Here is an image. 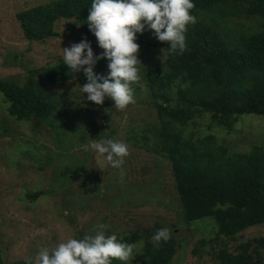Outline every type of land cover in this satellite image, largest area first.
I'll use <instances>...</instances> for the list:
<instances>
[{"label":"trees","instance_id":"16d2710c","mask_svg":"<svg viewBox=\"0 0 264 264\" xmlns=\"http://www.w3.org/2000/svg\"><path fill=\"white\" fill-rule=\"evenodd\" d=\"M17 16L28 40L58 36L55 27L63 19L79 43L69 46L66 59L31 68L22 83L0 78L1 103L7 104L9 116L32 121L37 128L58 113L70 120L71 128L79 121L85 141L98 129L107 131L109 146L118 132L112 112L128 110V98L145 103L134 100L135 92L145 91L157 113L155 122H147L153 135L142 124L128 126L126 138L140 145L141 132L146 149L168 159L184 221L212 217L214 239L222 236L223 245L264 223V137L248 142V134L234 131L249 114L264 117V0H51ZM84 41H99L100 49ZM148 56L157 63L148 65ZM76 80L88 88L85 93L84 88H73ZM103 98L107 108L100 122L89 105ZM198 119L206 129L195 137L189 126ZM225 132L238 134L236 139L250 147L229 153L232 141H219ZM81 165L78 169L86 171L89 158ZM155 167L149 182L165 173ZM63 178L59 185L68 181ZM77 186L62 194L60 210L72 217L77 237H89V242H75L62 252L51 250L46 264H130L129 245L144 235L138 230L119 235L105 218L79 226L75 211H88L89 200L101 196L89 198L87 174ZM117 186L122 190L125 183ZM133 188L117 201L130 202L136 194ZM147 191L150 197L158 194ZM46 192L29 190L27 197L34 202ZM145 233L139 264H172L179 243L165 226L158 223ZM215 255L221 264H264V236L231 250L222 247ZM0 264H5L1 247Z\"/></svg>","mask_w":264,"mask_h":264},{"label":"rangeland","instance_id":"374dc122","mask_svg":"<svg viewBox=\"0 0 264 264\" xmlns=\"http://www.w3.org/2000/svg\"><path fill=\"white\" fill-rule=\"evenodd\" d=\"M47 1L51 0H0V78L22 83L31 68L41 69L66 59L69 46L79 43L74 31L67 27L63 19L55 27L60 33L56 37L39 42L24 36L17 15ZM83 44L95 50L100 49L101 45L99 41H84ZM145 59L146 62L149 60L148 65L157 63L155 58L148 56ZM139 65L144 66V61H140ZM75 84L73 88H84L82 93L88 89L78 80ZM62 88L60 86L57 90L61 92ZM142 89L146 90V87ZM134 96V100L144 99L145 103H134L128 98L132 104L128 110L112 112L110 119L117 125L118 132L117 139L108 146L107 131L98 129L92 132L94 134L89 136V143V139L85 141L78 132L79 121H76V127L71 128L70 120L58 113L49 117L40 127L34 128L32 121L9 116L7 104L1 103L3 100L0 95V247L5 264H46L51 250L62 252L75 242H89V237H77L78 227L71 223L72 217L61 211L59 205L62 194L76 189L85 174L89 177V198L101 197L89 200V210L82 213L85 215L80 214L78 207L75 211L76 221L81 226L88 221L105 218L109 227L122 236H129L133 230H138L144 236L130 243V264H139L146 242L145 230L158 223L165 226L179 243L172 264H221L215 254L222 247L231 250L240 242L264 236L263 223L244 230L237 241L230 240L223 245L222 236L214 239L217 228L212 217L192 221L185 218L188 223L184 221L185 215L178 206L180 201L175 180L170 175L168 159L146 149L148 146L143 145L141 132L137 134L140 145L126 138L128 126L142 124H146V133L153 135L148 124L157 120V113L149 107L150 98L145 91L135 92ZM81 102L83 100L74 104L77 106ZM106 108L104 98L95 106L89 105V111L92 110L100 122L105 120ZM197 122L189 126L194 129L195 137L206 129L204 120L198 119ZM236 130L248 134V142L261 139L264 137V117L249 114L236 126ZM219 135L220 142L221 139L232 141L229 153L250 147L237 140L236 133ZM88 158L86 171L78 169ZM155 165H159L165 173L149 182V177L156 173ZM63 177L68 181L59 185ZM119 182L125 183L122 190H117ZM138 185L144 187L140 190ZM52 187L56 188L48 194L47 190ZM132 188L133 194H136L131 195L130 202L117 201L124 190L128 192ZM29 190L47 192L32 202L27 197ZM147 190L158 194L150 197ZM83 191L85 188H82ZM67 215L71 219H67Z\"/></svg>","mask_w":264,"mask_h":264}]
</instances>
